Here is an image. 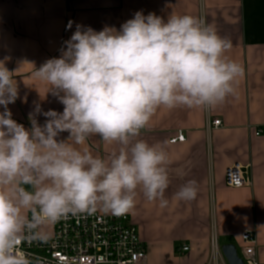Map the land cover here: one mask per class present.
Here are the masks:
<instances>
[{
    "label": "clouds",
    "instance_id": "9594fccd",
    "mask_svg": "<svg viewBox=\"0 0 264 264\" xmlns=\"http://www.w3.org/2000/svg\"><path fill=\"white\" fill-rule=\"evenodd\" d=\"M231 48L214 25L189 14L165 20L137 11L119 29L100 31L77 24L59 57L32 73L63 111L35 104L30 128L12 118L18 84L0 61V264H31L22 242H46L47 229L69 215L132 213L138 189L166 207L171 161L140 132L162 106L211 109L234 96L244 68L227 55ZM93 136L118 151L105 159L81 147ZM197 193L188 180L174 198Z\"/></svg>",
    "mask_w": 264,
    "mask_h": 264
},
{
    "label": "crops",
    "instance_id": "0c3cea01",
    "mask_svg": "<svg viewBox=\"0 0 264 264\" xmlns=\"http://www.w3.org/2000/svg\"><path fill=\"white\" fill-rule=\"evenodd\" d=\"M137 11L165 20L170 14L203 17L231 39L227 55L244 68L235 95L225 103L211 109L162 106L140 132L139 139L163 145L171 161L168 205L161 208L138 189L136 207L126 214L145 245L147 264H210L214 237L221 248L236 247L240 257L244 230L255 231L258 260L264 264V133L255 135L264 131V0H0V61L14 72L19 92L8 106L12 118L30 128L28 116L35 104L44 111H63L32 73L47 59L59 57L77 24L96 31L119 29ZM37 119L43 124L45 117ZM220 119L221 126L214 128L212 122ZM180 132L185 141L171 143ZM81 147L105 159L119 149L97 136ZM236 162L250 166V187H227L225 170ZM177 169L187 175L177 176ZM188 180L196 181V198L175 199ZM47 231L52 234L53 227ZM183 245L189 250L180 253Z\"/></svg>",
    "mask_w": 264,
    "mask_h": 264
},
{
    "label": "built area",
    "instance_id": "2783aa9c",
    "mask_svg": "<svg viewBox=\"0 0 264 264\" xmlns=\"http://www.w3.org/2000/svg\"><path fill=\"white\" fill-rule=\"evenodd\" d=\"M221 119L212 126L219 128ZM263 129L256 131L261 136ZM180 132L171 143L185 141ZM227 187L237 189L252 184L250 166L236 162L225 170ZM242 260L245 264H261L255 231L242 233ZM22 250L31 264H147V250L138 236L137 227L128 215L114 216L96 212L94 214L69 215L53 226L50 239L45 241H23ZM213 256L210 264H229L224 258L217 239L212 240ZM183 245L179 252L188 251Z\"/></svg>",
    "mask_w": 264,
    "mask_h": 264
},
{
    "label": "water",
    "instance_id": "95a60500",
    "mask_svg": "<svg viewBox=\"0 0 264 264\" xmlns=\"http://www.w3.org/2000/svg\"><path fill=\"white\" fill-rule=\"evenodd\" d=\"M224 258L229 264H245L241 257L238 255L237 248L231 244H225L221 248Z\"/></svg>",
    "mask_w": 264,
    "mask_h": 264
}]
</instances>
